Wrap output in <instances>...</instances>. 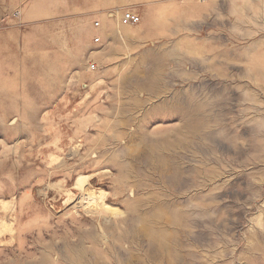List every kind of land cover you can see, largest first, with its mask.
<instances>
[{
	"label": "rangeland",
	"instance_id": "rangeland-1",
	"mask_svg": "<svg viewBox=\"0 0 264 264\" xmlns=\"http://www.w3.org/2000/svg\"><path fill=\"white\" fill-rule=\"evenodd\" d=\"M117 2L0 36V264H264V0Z\"/></svg>",
	"mask_w": 264,
	"mask_h": 264
},
{
	"label": "crops",
	"instance_id": "crops-1",
	"mask_svg": "<svg viewBox=\"0 0 264 264\" xmlns=\"http://www.w3.org/2000/svg\"><path fill=\"white\" fill-rule=\"evenodd\" d=\"M117 4V0H0V36L10 32L14 35L20 34L22 28H29L53 19L82 18L92 23L99 17L107 21L105 13L115 8ZM72 24L77 23L73 21ZM99 24L101 27L100 22ZM84 34V38L86 36L90 41L93 30L88 29ZM102 34L103 36L110 35L108 31H103ZM87 43L88 48H91L92 43Z\"/></svg>",
	"mask_w": 264,
	"mask_h": 264
},
{
	"label": "built area",
	"instance_id": "built-area-1",
	"mask_svg": "<svg viewBox=\"0 0 264 264\" xmlns=\"http://www.w3.org/2000/svg\"><path fill=\"white\" fill-rule=\"evenodd\" d=\"M141 22V17L132 10L125 11L121 16V24L124 26L138 25ZM95 27L99 28L100 24L95 23ZM95 43H99L100 39L96 38ZM91 68L94 69L95 65H91Z\"/></svg>",
	"mask_w": 264,
	"mask_h": 264
},
{
	"label": "bare ground",
	"instance_id": "bare-ground-1",
	"mask_svg": "<svg viewBox=\"0 0 264 264\" xmlns=\"http://www.w3.org/2000/svg\"><path fill=\"white\" fill-rule=\"evenodd\" d=\"M78 188V187H77Z\"/></svg>",
	"mask_w": 264,
	"mask_h": 264
}]
</instances>
